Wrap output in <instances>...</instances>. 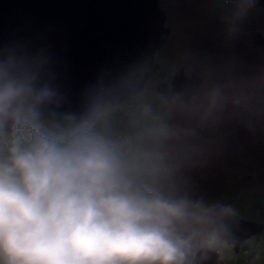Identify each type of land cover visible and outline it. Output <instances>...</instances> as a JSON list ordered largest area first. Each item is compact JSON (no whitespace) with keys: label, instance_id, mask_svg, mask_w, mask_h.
<instances>
[{"label":"clouds","instance_id":"1","mask_svg":"<svg viewBox=\"0 0 264 264\" xmlns=\"http://www.w3.org/2000/svg\"><path fill=\"white\" fill-rule=\"evenodd\" d=\"M257 2L221 0L229 35ZM113 110L63 108L45 44L0 45V264H196L219 250L233 209L164 187L172 126L143 105L113 135Z\"/></svg>","mask_w":264,"mask_h":264},{"label":"rangeland","instance_id":"2","mask_svg":"<svg viewBox=\"0 0 264 264\" xmlns=\"http://www.w3.org/2000/svg\"><path fill=\"white\" fill-rule=\"evenodd\" d=\"M161 6L171 34L155 55L160 70L137 96L104 105L114 109L107 130L128 131L122 107L150 105L175 131L167 161L173 172L164 187L264 225V47L252 43L255 35L264 38V6L254 7L231 35L221 0H161ZM181 68L202 83L196 96L178 104L156 86L170 85ZM217 86L222 100L211 108L209 93ZM229 246L223 240L218 251L198 254L196 264H264V229L239 253Z\"/></svg>","mask_w":264,"mask_h":264},{"label":"water","instance_id":"3","mask_svg":"<svg viewBox=\"0 0 264 264\" xmlns=\"http://www.w3.org/2000/svg\"><path fill=\"white\" fill-rule=\"evenodd\" d=\"M260 6L264 0L255 5ZM166 24L161 0H0V45L45 44L62 106L77 112L92 103L116 106L137 96L160 70L155 55L169 40ZM252 43L264 47L263 36L255 35ZM201 83L181 68L171 88L162 82L156 91L180 104L196 96ZM263 229L234 213L223 240L239 253Z\"/></svg>","mask_w":264,"mask_h":264},{"label":"trees","instance_id":"4","mask_svg":"<svg viewBox=\"0 0 264 264\" xmlns=\"http://www.w3.org/2000/svg\"><path fill=\"white\" fill-rule=\"evenodd\" d=\"M166 73V72H165ZM122 110L124 111V113H129V114H131V111H128L127 110V108L124 106V107H122ZM134 110V112L136 111L135 109H133ZM122 132V131H121ZM117 134V133H116ZM122 134H123V132H122ZM113 135H115V133H113Z\"/></svg>","mask_w":264,"mask_h":264},{"label":"built area","instance_id":"5","mask_svg":"<svg viewBox=\"0 0 264 264\" xmlns=\"http://www.w3.org/2000/svg\"><path fill=\"white\" fill-rule=\"evenodd\" d=\"M133 112H134V110L131 113H133ZM117 135H122V132H118Z\"/></svg>","mask_w":264,"mask_h":264},{"label":"flooded vegetation","instance_id":"6","mask_svg":"<svg viewBox=\"0 0 264 264\" xmlns=\"http://www.w3.org/2000/svg\"><path fill=\"white\" fill-rule=\"evenodd\" d=\"M169 88H171L170 85H169ZM171 100H175V98H173V99H171ZM228 246H229V245H228ZM229 247H234V246L231 245V246H229Z\"/></svg>","mask_w":264,"mask_h":264}]
</instances>
